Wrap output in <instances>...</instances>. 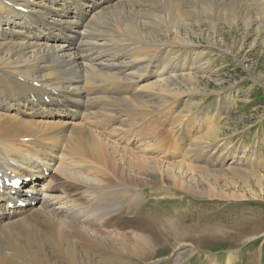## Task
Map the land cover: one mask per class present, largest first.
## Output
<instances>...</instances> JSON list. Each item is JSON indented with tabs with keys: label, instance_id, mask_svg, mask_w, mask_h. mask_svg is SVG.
<instances>
[{
	"label": "bare ground",
	"instance_id": "6f19581e",
	"mask_svg": "<svg viewBox=\"0 0 264 264\" xmlns=\"http://www.w3.org/2000/svg\"><path fill=\"white\" fill-rule=\"evenodd\" d=\"M250 2L253 7L244 0H0V264H136L152 253L144 252L150 232L144 231L146 224L141 221L134 237L126 239L132 250L111 252L112 238L125 233L107 230V218L113 212L95 207L92 201L87 206L78 202L92 200L87 190L105 183L100 176L106 166L115 171L120 163L117 157L125 163L123 157L116 156L117 142L137 143L139 151L152 149L145 142L139 144L126 129H115L116 122L121 126L126 122L121 116L130 118L134 111L159 113L169 103L164 97L179 96L177 89L182 83L185 87L197 83L202 53L187 36L182 38L187 29L197 31L207 46H213V39L203 28L206 21L226 22L248 14L255 17L246 31L255 34L252 28L259 31V13L264 8L256 7L259 0ZM187 47L191 50L185 57L178 53L179 48ZM158 53L172 58L164 63ZM16 86L28 90L19 93ZM185 92L192 95L195 91ZM67 117L72 120L65 121ZM194 125L193 120L186 124L188 134ZM186 126L182 130L177 127V134L184 133ZM218 138L201 136L184 151L191 158H202L205 165L222 168L228 156L216 153L218 148L204 155L200 152ZM152 150L159 154L156 147ZM225 152L231 154L230 149ZM248 156L241 154V158ZM166 162L161 159L150 165L161 177V169L170 168L173 185L207 198L227 197L210 189L220 185L223 169L202 167L199 175L193 176L197 170L192 165ZM227 172L248 182L245 171L231 167ZM197 177L203 179L204 189L199 188ZM256 177L261 186V179ZM16 182L18 186H14ZM19 202L25 206L18 207ZM7 203L14 207L9 209ZM124 204L125 212L135 211L136 203ZM42 216L55 224L51 232L42 230L44 240H21L18 232L25 235L27 231L22 228H27L30 219ZM163 218L171 228L155 221L152 230L157 235L169 232L176 239H185L188 234L197 241L230 237L231 230L214 227L199 228L202 231L197 234L192 233L197 230L194 227H185L188 232L180 234L178 217ZM81 230L93 237L105 234L101 240L106 248L103 255L74 252L72 248L63 255L58 253L62 250L52 252L55 249L51 245L74 247V234H84ZM35 242L40 249H32ZM136 246L139 251H135ZM97 256V261H91Z\"/></svg>",
	"mask_w": 264,
	"mask_h": 264
},
{
	"label": "rangeland",
	"instance_id": "374dc122",
	"mask_svg": "<svg viewBox=\"0 0 264 264\" xmlns=\"http://www.w3.org/2000/svg\"><path fill=\"white\" fill-rule=\"evenodd\" d=\"M211 2L214 3V0ZM244 3L253 7L250 0H244ZM263 3L264 0H259L256 7L264 8ZM263 12L259 13L261 18L259 17V22L257 21L259 31L252 28L257 34L246 31L249 30L247 27L249 21L255 17L247 16L248 14L245 16L240 14L235 20L230 18L226 22L214 19L206 21L203 28L213 39V46H207L205 37L197 34V31L187 29L182 38L187 36L186 38L197 46V52L202 53L199 62L202 68L197 72L198 74L196 73L198 81L194 87H185L182 83L177 89L180 92L179 96L163 98L169 101V105L167 104L159 113L134 111L130 113L132 115L130 118L121 116L126 120L123 127L116 122L115 129L117 127L126 129L129 134L139 139V144L145 142L152 146V149L156 147L159 154L152 149L139 151L135 148L137 143L125 145L117 142L116 156L123 157L125 163L122 164L117 157L120 163L115 171L112 172L106 166V170H102L100 176L105 183L99 185L98 189L87 190L92 200L88 198L78 202L87 206L92 201L95 207H107L113 212L107 218L109 221L107 230L125 233L112 238L113 251L111 252H120L118 249L124 252L132 250L126 239L134 237V232H137V228L140 227L139 221H141L146 224L144 231L150 232L149 241L145 242L148 245L144 252L152 253L142 260H135L136 264H227L228 259L229 264H264ZM234 21V24H229ZM241 21L244 23H240ZM187 48H179L178 53L185 57L191 50ZM235 53L238 55L236 56ZM160 56L165 59L164 63L168 62V57L172 58L171 55L166 56L162 53ZM242 59L244 62L241 61ZM192 69L195 71L194 68ZM27 90L28 87L25 86L15 87V91L19 93H25ZM188 90L195 91L192 94L194 96L185 92ZM97 107L96 105L91 109L94 110ZM102 119L104 116L100 120ZM70 120L72 119L65 118V121ZM190 120H193L195 125L188 134L190 127L186 124ZM185 126L186 131L179 132L181 135H178L177 127L182 130ZM205 135H218L219 138L211 141L205 148H201L202 155L210 152L211 149L218 148L220 151L216 153H224L228 156V160L222 168L220 167L221 169L215 165H205L202 158H191V155L184 151L194 140ZM255 142L257 143L254 145ZM226 149H230L231 154L226 153ZM242 153L249 154V156L241 158ZM158 159L167 161L166 163L186 162L197 170L193 176L199 175L202 167L212 171L223 169V177L219 180L220 185H212L210 189L213 194L224 192L227 197L207 198V195H197L180 189L171 182L172 176L169 171L172 170L170 168H166V171L165 168L161 169L163 177L151 168L150 164L156 160L159 161ZM101 166L104 169V164ZM231 167L247 172L248 182H242L232 173H228L227 168ZM257 175L261 179V186H259ZM197 178L200 183L199 188L204 189L206 186L203 184V179ZM121 190L125 192H120ZM111 192H114V195ZM56 193L59 194V192ZM125 202H128V205L136 203L135 211L132 209L131 212H125L123 210L126 208ZM114 207L115 209H112ZM98 212L100 216L102 212L96 211ZM163 217H175V219L178 217L177 228L180 234L181 232L187 233L186 228L191 230L194 227L197 230L192 233L197 234L202 231L199 228L214 227L231 230L228 231L230 237L227 236L220 240H208L204 237L199 241L196 239L194 241L193 237L192 239L188 237V234L184 236L185 239H176L177 237L170 235L169 232L157 235L152 230L155 221L160 225L165 224V227H170ZM54 225L51 224L48 216L33 217L27 228H22L27 233L22 235L18 232V236L21 240L23 238H33L35 241L44 240L42 230L46 229L51 232ZM31 227H35V231H30ZM81 231L84 234H74V247L51 245V248L55 249L52 252L62 250L58 253L63 255L65 254L63 252L72 248L74 252H90L97 255L98 252H102L101 255H103L106 248L104 249L101 245V240L105 234L93 237L91 233ZM8 239L7 241L10 242V234ZM36 247L40 249L39 244L35 242L32 249L36 250ZM135 251H139L138 246ZM92 260L97 261L98 256Z\"/></svg>",
	"mask_w": 264,
	"mask_h": 264
}]
</instances>
